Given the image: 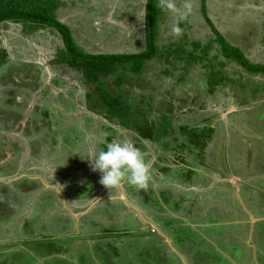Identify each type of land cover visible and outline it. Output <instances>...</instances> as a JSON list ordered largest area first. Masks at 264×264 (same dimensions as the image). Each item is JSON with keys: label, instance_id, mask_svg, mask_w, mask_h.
<instances>
[{"label": "rangeland", "instance_id": "obj_1", "mask_svg": "<svg viewBox=\"0 0 264 264\" xmlns=\"http://www.w3.org/2000/svg\"><path fill=\"white\" fill-rule=\"evenodd\" d=\"M147 1L61 0V9L57 11V16L70 28L77 43L86 52L106 55L132 54L142 52L146 48ZM190 2L192 11L180 22L182 32L177 37L172 32L176 18L160 7V0H155V8L151 13L156 20L154 28L156 55L147 62L143 74L124 73V83L120 88L130 102L140 104L137 109H142L146 105L151 108V111L145 112L149 123L158 125L154 131L155 137L161 140L163 137L164 141H167L164 143H170L168 146L173 151H177L176 143L184 145V149L186 144H189V148L186 149L192 152L189 157L193 158L194 155L193 161L197 164L199 176L193 179L190 187L175 181L174 177L186 176L176 170L171 173L169 183L160 182L154 186V189H166L167 193L174 191L172 193L174 197L183 196L182 213L184 214L186 209L191 210V213L184 217L179 216V220L187 218V222L198 224L199 227L196 229L211 241V244L201 241V246L191 251L194 253L193 258L199 259V264H261V257L264 256V167L263 162L260 163L261 166L257 164L259 162L255 157L259 155L264 158V74H251L235 62L227 63L224 55L219 54L222 48L214 40L213 31L209 28L217 29L230 43L236 40L239 34L244 33L246 45L249 47L244 51L245 56L250 62L264 65V0H206L205 3L202 0H190ZM176 3L182 6L184 0H176ZM61 46L59 35L51 28L28 32L20 24L0 25V58L3 54L6 56L5 64L0 67V76L8 70L11 74L12 67L19 69L24 66L28 74L23 72L13 77L18 82L19 80L25 82V78L28 77L31 83L39 86L31 91L28 86L25 87L26 84L20 88L16 84L5 85L0 81V120L5 119L4 122L0 121V147L4 149V153H12L13 156L20 147V152L23 153L29 148L30 143L49 136L48 132L43 130L26 137L23 130L19 129V124L26 123L27 118H36L35 113L29 111L34 104L47 103L60 108L62 106L66 108L68 105L74 107L63 112L60 109L61 113H56V119L61 118L57 130L62 132L69 127L68 130L71 131V127L79 129L81 124L85 123L88 127L87 135L80 144L87 153V158L93 154L91 139L95 140L100 134L105 136L100 130V123H106L107 120L100 115L93 116L94 121L91 123L85 119V115H91L89 114L91 111L97 114L101 111L93 108L94 99L91 100L86 95L90 86L85 84L75 71L49 63ZM214 56L216 58H213ZM192 58L198 62H193ZM201 63L208 65L202 66ZM182 77H185L186 81H183ZM114 81L115 77L109 79L111 84ZM14 88L20 91V95L13 92ZM43 93L47 94L43 96ZM11 97L18 99L20 105L12 103L8 109L2 108L3 105H8ZM142 101L144 105H141ZM24 103L29 105L27 109L23 108ZM240 103L244 105L240 107ZM10 110L17 112L15 114L18 119L9 124L7 120L10 121L12 118ZM160 112L171 121L172 126L162 119ZM182 125L190 128L212 126L215 133L210 141H207V145L201 148L198 143H194L193 136L181 134L178 127ZM117 128L119 133L116 134V139L133 141V131L118 126ZM109 131L113 135L117 133L114 129ZM160 139L158 140L161 141ZM158 145L154 141L150 145L149 153L152 157L150 160L146 159L149 165L160 155L158 150L164 149V146L159 148ZM1 149L0 158H3ZM44 152V156L48 158L38 156L33 161L27 157L21 159L20 153L18 156L14 155L16 157L13 166H17L18 171L11 176L0 178V197L13 210L12 217L7 219L8 225L7 222L3 225L0 223V237L3 243H7L6 248L4 245L0 246V264H69L67 260L72 264H111L112 258L106 256L111 253L108 247L92 245L93 241L89 237L76 236L72 233L74 231H71L73 238L65 244L69 249L67 260L58 256L47 260L42 257L55 249V242L47 237L54 235L56 241H59V237L63 236L59 226L53 224L57 222V218L63 217L66 211L59 197L51 199L48 203L45 199L40 200L42 192L24 196L18 190L19 185H23L19 183L22 177L37 176L39 161H42L43 181L59 189L56 182V173L59 170L58 162L55 160L57 156L49 155L47 150ZM198 154L201 157H197ZM246 156H249L248 167L245 165L247 160L243 159ZM153 166L154 164L151 165L152 168ZM85 171L89 176H94L97 182L100 181V173L94 172L92 167L81 168L80 172L76 173L81 174ZM66 179L74 182L81 178L66 174ZM99 185L101 190H98L99 197H109V194L104 193L105 190L102 192L105 187ZM123 186L125 187L124 184ZM147 187L153 186L148 183ZM26 188L30 187L23 189ZM116 189H111L112 192L115 191L111 195H119L120 192ZM59 191L68 201L64 191ZM127 194L123 192L120 198L122 202L134 200ZM164 195L169 197L168 194ZM95 196L98 194L93 198ZM156 197V194L148 192V198L152 201ZM93 198L92 200H95ZM52 201H55L56 205L52 206ZM130 203L133 209L120 211V221L127 213L131 216L138 214L144 218L139 199ZM40 206L43 208L39 209ZM87 211L90 213L92 210ZM30 221H33L31 226ZM210 221L221 224V227L206 230L205 227L208 226L205 225ZM25 225L26 231L23 234L22 227ZM55 229L56 232L53 234L51 231ZM132 229H136L132 237L136 240L133 242L129 240L131 251L128 249L129 246L123 248L122 243L126 239L122 240L119 246L120 253H116L119 258L117 255L114 263L118 261L119 264L140 262L143 264L142 258L159 262L153 253L132 252L134 248L148 251L151 249L148 242L140 239L146 234L142 232L140 233L142 236L137 235L138 226ZM86 230L93 234L94 225L89 223L87 229L81 228L79 232L85 233ZM239 235L244 240L239 242ZM19 236L22 239L40 237V242L28 241L27 238L28 242L22 243L17 239ZM66 238L67 236L64 240ZM197 239L196 237L195 240ZM20 246L23 247L22 251Z\"/></svg>", "mask_w": 264, "mask_h": 264}, {"label": "trees", "instance_id": "obj_2", "mask_svg": "<svg viewBox=\"0 0 264 264\" xmlns=\"http://www.w3.org/2000/svg\"><path fill=\"white\" fill-rule=\"evenodd\" d=\"M202 1L203 3L206 2V0H202ZM154 2L155 0L147 1L148 12H146L145 14V16L147 17L145 22L147 28V30L145 31L146 48L142 52L132 53V54L106 55V54H90L89 52H86L83 48L79 46L70 28L66 24L62 23V21L57 16V11L61 9V0H0V25L5 26L8 23L20 24L21 27L24 30H28V32H34L36 30L46 29V28H51L55 30L61 39L62 46L56 50L53 59L49 62L50 65L65 66L75 71L79 75V77L83 80V82L88 86H90V90L86 92V95L91 100L92 98L94 99L93 108L101 110L100 113L98 114L93 113L92 111L91 112L92 114L100 115L105 120H107V123H103L100 128L102 133L106 135L107 142H111L112 139H116V134L119 133L117 132L118 129L109 126V124L118 125L119 127L129 129L136 134L133 137V140L136 143H140V145H136V147L140 148V150L144 152L146 151V148L142 144V140H148L150 142L157 141L158 143L161 144H163L164 141L161 140L159 137H155L154 131L156 129V126L158 125H155L153 123L151 125V123H149L148 118L146 117V112L151 111V108L146 107L147 106L146 105L142 109H137V107L140 104L135 105V103L130 102V100H128V98L125 96L124 92H122L120 86L123 85L124 83V77H123L124 73L131 72L134 73L135 75L143 74V72L146 71L147 62H149L156 55V32L154 31V28L156 26L155 23L156 20L152 17V13L155 8ZM211 29L213 31L212 33L214 35V40L218 42L222 48L220 49L219 54L221 56L224 55V60L227 63L235 62L238 66L242 67L251 74H256V75L264 74V65L250 62L248 58L245 56L244 50L240 47L241 44L240 45L238 44L237 42L238 39H236L237 41L234 40L233 42L230 43L226 38L222 36V34H220L213 27H211ZM263 43H264V39H263ZM5 58H6L5 54H3V56H1L0 58V67L5 64L4 63V60H6ZM188 60H190V58ZM192 61L195 62L196 60L192 58ZM23 72L25 74H28L27 68L24 66L20 67L19 69L12 67L11 74H10V70L3 73L0 76V81L4 82L5 85L16 84V86L20 88L22 87V85L26 84L25 87L28 86L31 91L36 90L37 87L39 86L36 83H31L30 78L28 77L25 78L26 79L25 82H20V80L18 79L19 80L18 82L13 77V75L16 74L18 75ZM111 77H115V81L112 84L109 82V79ZM181 79L183 81H186L185 77H182ZM4 92L5 91H3V93ZM13 92L20 95V91H18L16 88L13 89ZM45 94L47 93H43V96H45ZM255 97L256 95L253 96V98ZM17 102L18 100L15 99V97H11L9 99L8 105H3L2 108L8 109L10 108L9 105H11L12 103H15L16 105H20V103ZM141 105H144L143 101ZM242 105L244 104L240 103V107ZM26 107H29V105L24 103L23 108L27 109ZM66 108L74 109L72 105H68L66 106ZM134 108H136L137 110H133ZM54 109L56 108H54L52 105L47 103L34 104L29 111L35 113L34 115L36 116V118H27L25 127L19 125V129L23 130L22 132L26 137H30L32 135L38 134L43 130L48 132L49 134V136H47L48 138H46L45 136L44 138H39L33 143H30L29 144L30 152L31 149H33L34 151L38 147L44 148V146H47L49 143L50 146L57 144L58 142L57 135L58 133H61V131L59 132L57 130L59 128L58 126L61 118L59 120L56 119L55 117L56 110ZM161 110L162 109H160V111ZM9 112H10V116H12V118H10V121H15L18 119V116L16 115L17 112L12 110H10ZM57 113H61V112L58 111ZM159 114L163 116L162 119H164L165 122H167L170 126H172L171 121L166 119V117L161 112ZM85 118H87L86 120L89 123L94 121L93 116L90 117V115L88 116L85 115ZM4 120L1 119L0 121L4 122ZM7 121L10 122L9 120ZM84 128L86 129L88 128L86 124L84 125ZM113 129L116 130L117 132L114 133L115 135L109 133L110 132L109 130H113ZM180 132L181 134L186 136H193L194 143H198L199 146L203 148L207 145L208 143L207 141L208 140L210 141V139L214 135L215 128L207 125L201 128L196 126L190 128V126L183 125L180 126ZM162 136H164V134ZM158 139H160L161 141H159ZM176 141L177 139H175V143ZM168 145H170V143H166L165 146L163 144L166 150L167 149L170 150L169 152L173 151ZM176 145L178 146L176 148L177 154H174L175 153L174 152L173 153L174 157L184 163H189L186 162V160L189 158V156L192 153L191 151L186 150L189 148V144H186V149H184V145L181 146V144H177V143ZM72 151L73 149H71V152ZM25 152L26 150L23 151L24 154ZM4 156H6L5 153ZM196 156L201 157L200 154ZM10 157H12V155ZM68 157H70V153H68ZM248 157L249 156H246V158L243 159L247 160ZM255 158H257V162H259L257 164L261 166L260 163L263 162L262 167H264V158L259 157V155L256 156ZM64 165L66 168L68 163L64 162ZM245 165L248 167L249 160L246 161ZM159 169L162 171V173H165L167 176L171 175V173L173 172V170L170 167H160ZM187 172H188L187 175L189 176L193 174V172L191 171H187ZM64 178L66 179V176ZM89 180H91V184H92L95 181V177H90ZM71 185L72 184H70V186ZM70 188H72V186L69 187V189ZM81 188L82 189H80L79 191L77 190L74 193L68 192L67 193L68 196H74V195L84 194L85 192H89L88 187H86L85 185L82 186ZM154 202H157L156 199H154ZM54 247H55L54 249L55 251L53 252L55 253H47V254L49 256H54V257L58 256L61 258H66L67 260L66 257L67 253L64 251V249H62V247L60 248L58 244H55ZM113 260L114 259L112 258L111 264H119L118 261L114 263L115 261ZM66 262L72 264L69 260H67ZM144 264H146L145 261Z\"/></svg>", "mask_w": 264, "mask_h": 264}, {"label": "crops", "instance_id": "obj_3", "mask_svg": "<svg viewBox=\"0 0 264 264\" xmlns=\"http://www.w3.org/2000/svg\"><path fill=\"white\" fill-rule=\"evenodd\" d=\"M209 29L212 30L211 27ZM242 35L243 34H239L238 37L236 38L238 39V41L237 40L236 41L238 42L239 45L241 44L240 47L244 51H246L248 50L249 47L246 45L245 40L242 41V37H243ZM213 58H216V57L214 56ZM195 62H198V60ZM201 65L207 66L208 64L203 65V63H201ZM62 108H63L61 109L62 112L67 110V108L63 106ZM55 112L57 113L58 110H56ZM89 114H91L92 116H95L94 114H92V112ZM112 126L118 129L117 128L118 125H112ZM179 128L180 127H178V129ZM133 135L135 136L136 134L133 133ZM162 140L164 141L165 139L162 138ZM145 141L147 142L148 140H142V144L146 148ZM164 142H167V141H164ZM147 143L151 145L152 142L149 141ZM154 143L159 144L158 145L159 148L162 145L161 143H158L157 141H154ZM165 144L166 143H164V146ZM158 151L160 155L157 157V159H154V161H152L153 164H156L159 168L160 167H170L172 170H176L178 172L184 173L186 175L185 178L174 177V179L175 181L176 180L179 181L182 185L190 187L191 184H193L192 183L194 181L193 179L199 176L198 174L199 170L196 168L197 164L196 163L194 164V161H193L195 160L194 156L193 158L189 157L186 160V162H189V163H184L174 157L173 153L175 152L174 154H177V151L169 152L170 150L168 149L166 150L165 147L164 149H159ZM68 153H70V157H68ZM68 153L67 154L63 153L64 155L62 156L61 160L62 162L69 163L67 168L69 169L70 172L68 173L66 171L67 168L65 169V167H61V166H59L58 172L60 171L61 173V171H65L67 174H71L75 176L76 172L72 171V169L74 168L84 169L86 167H92L90 159H89L92 156H90L89 158L85 156L80 157L79 154L81 155L82 151H79V154H76L75 156L73 155V152H68ZM11 155L12 153H10V156ZM41 156L43 158H48L44 155H41ZM25 158H23V160ZM29 158L31 159V157ZM39 163H41V165L39 168H37L39 170V172L37 173V176L34 175V177H26V176L24 177V180L27 182L22 183L23 185L21 187L24 188V187L29 186L30 188L22 189L23 191L22 193H25V195H27L30 193L36 194V193L42 192V194L39 197L40 200L45 199V201H47L48 203L51 199H55V197L57 198L59 197L61 199L62 205L64 206V211L66 212L63 213L64 214L63 217L57 218L56 220L57 222L53 225L54 226L58 225L59 227H62L61 234L63 236L59 237V241H56L55 237H53L54 235L52 237L48 236L47 238L48 239L51 238V240L54 241L55 244H58L60 248L62 247V249H64L66 253L69 252V249L66 248L65 244L66 242L68 243L70 241V238L71 239L73 238L71 231H74L72 233L76 236L83 235L82 237H89L90 240L93 241L92 245L96 244V246L102 245L104 247H108V250H110L111 253L107 254L106 256L108 258H114L115 260L116 256L118 255L116 253H120L119 246L122 240L126 239V241L122 243L123 248H125V246L126 248H128L129 246L128 249L131 251V243H130L131 241L129 240H132V242L136 240L135 238H132L134 232L136 231V229L134 230L132 229V227L137 228V226L139 227V232L136 234L140 235V233L144 232L143 234H146V235L145 236L143 235L144 237H141L140 239H143L145 242H148L151 246V249H149L148 251V250L134 248L132 252L133 253H153L154 258L159 260V262H152V261H148V258H146L145 260L144 258H142L143 260L141 259V261L142 262L145 261L146 264H199L198 263L199 259L198 260H196V258L194 259L193 258L194 253H191V251L194 249L197 250V248L200 247L202 244L201 241H206L211 244V241H209V238L201 234L200 230L196 229V227H199L198 224L187 222L186 221L187 218L185 220L184 218H182V220H179L180 217H182V215L184 217V215H187V214L190 215L191 213V210L188 211V209L184 211V214L182 213V210H183L182 203L184 202L183 196L177 195L176 197H174L172 194L174 193V191H170L169 193H167L166 189L165 190H162L160 188L154 189L155 183H160V182L169 183V181L171 180V175L167 176L165 173H162V171L159 168H157L155 173H153L152 175L153 177L157 176L156 178L157 180H154L149 183L153 187H147L145 189H141V192L132 193L130 191L131 186L125 183L124 184L125 187L122 185L119 189L117 188L120 192L118 196L111 195L115 193V191L112 192L111 189L106 191L107 188L106 189L104 188L102 189V192L105 190L104 193L109 194L108 195L109 197H99L98 190L100 189L99 188L100 182H97V180L95 179V181L91 184V180H89V178L94 177V176H89V174L86 171L81 172L82 175L79 174L81 176L77 175V177H80L81 179L76 180L74 182H71L70 179L69 180L65 179L64 181L62 180L60 181L58 180L57 173H56V178H57L56 182L59 184V189H57V187L49 186L43 181V179L41 178L42 176H44L43 168L41 167L42 161H39ZM187 171H191L193 172V174L189 176L187 175L188 174ZM29 183H33V184L30 185ZM70 184H72L71 185L72 188L69 189V187H71ZM84 185L88 187L89 192H85L84 194H79V195H74V196H68L67 194L68 192L74 193L77 190L79 191L80 189H82L81 187ZM59 190L64 191L65 197L68 199V201L70 200L71 202L66 201L63 195H61L62 193H60ZM122 191L123 192L125 191V193H128L127 195L131 196L134 200L139 199L141 203V207H142L141 210L144 213V218L138 214L137 216L135 215L131 216L127 213V215L125 214V216L122 218L121 221L119 220V212L120 211L123 212L125 209L127 210L129 208L133 209V206L131 205L130 202L134 201L130 199L131 200L130 202H126V201L122 202L123 200H120V198H122L123 196ZM149 191L152 194H156L157 197L155 199L157 202H154L148 198ZM97 194L98 196H95V198H93V196ZM164 194H168L169 197ZM92 198L95 200H92ZM99 199L101 200L98 201ZM52 202H53L51 204L52 206L56 205L54 204L55 201H52ZM42 208H43L42 206L39 207V209H42ZM87 209L89 211L90 210L92 211L89 213ZM54 218L56 219V217ZM251 219H252V216H251ZM89 223L94 225V233L91 234L89 230H86L85 233H82V232L80 233L79 229L81 228L87 229V226L89 225ZM243 223L244 221H242V225ZM209 224L211 225V227H209L210 226ZM209 224L205 225V226H208V228L205 227L206 230L214 229L215 227H221V224H217V222L210 221ZM24 227H26V225ZM55 231L56 229L51 232L54 234ZM36 235L39 236V234H36ZM65 236H67L66 240H64ZM239 236L240 237H238V239L240 241L244 240L243 237H241V235ZM196 237L198 238L197 240H195ZM17 239H19V237ZM39 239L32 237L31 240H28V241L40 242ZM86 240L87 239H85V241ZM26 241L27 239L23 240L22 243H26ZM19 248L21 251L23 250L22 246H20ZM53 251L55 250H51L50 253H55ZM221 254L225 259L229 260V258H226V256L223 253ZM42 257H44L47 260V259L52 258L53 256H49L47 253H45V255H43ZM256 257L257 256L255 255L254 259H256ZM118 258H119V255H118ZM129 261H127V263ZM140 264L142 263L140 262ZM261 264H264V256L261 257Z\"/></svg>", "mask_w": 264, "mask_h": 264}, {"label": "clouds", "instance_id": "obj_4", "mask_svg": "<svg viewBox=\"0 0 264 264\" xmlns=\"http://www.w3.org/2000/svg\"><path fill=\"white\" fill-rule=\"evenodd\" d=\"M160 7L166 9L176 18L172 32L177 37L182 29L179 24L192 11L190 0H184L178 6L176 0H160ZM98 151L89 158L94 172L100 173V184L107 189H115L127 183L139 189H145L152 179L150 165L145 159V154L136 147L132 140L112 139L107 142V137L101 135L97 139Z\"/></svg>", "mask_w": 264, "mask_h": 264}, {"label": "flooded vegetation", "instance_id": "obj_5", "mask_svg": "<svg viewBox=\"0 0 264 264\" xmlns=\"http://www.w3.org/2000/svg\"><path fill=\"white\" fill-rule=\"evenodd\" d=\"M243 37H242V41H244L245 40V34L243 33V35H242ZM246 41V40H245ZM18 100V99H17ZM54 108H56V109H54V110H58V111H60V109H63L62 107L60 108V107H54ZM86 119V118H85ZM12 121H10V122H8L9 124L11 123ZM21 124H22V126L23 127H25V125H26V123H22L21 122ZM21 124H19V125H21ZM101 125L103 124V123H100ZM84 125H85V123H83V124H81V126H80V128L78 129L77 127H71V131H69L68 129H69V127H66V129H63L62 130V132L61 133H58V135H57V144L56 145H52V146H50V143L47 145V146H44V148L42 147H38L37 149H35L34 151H33V149H31V152H30V149L29 148H27V150H26V152H25V154L24 153H21L20 152V150H21V148H20V150H19V152H15V154H16V156H18L19 154L18 153H20L21 155H20V158L21 159H23V158H25V157H27L28 156V158H29V156H31V160L33 161V159H35V158H37L38 156H40V158L42 157L41 155H44V151L45 150H47V152L49 153V155H53V156H57V158H55V160H56V162H58L57 164H58V168H59V166H61V167H65V165H64V162H62V156L64 155L63 153H65V154H67L68 152H71V149H73V155L75 156L76 154H79V151H82V153H81V155L79 154V156L81 157H83V156H85L86 157V152L84 151V149L81 147L82 145L80 144L85 138H86V135H87V129L85 128L84 129ZM100 128H101V126H100ZM101 130V129H100ZM69 132V133H68ZM101 136V135H100ZM106 136V135H105ZM132 137H134V135L132 136ZM46 138H48L47 136H46ZM96 139H98V137L97 138H95V140H93V139H91V143H92V148H94L92 151H93V153L95 152V151H98V149H99V146H98V144H97V140ZM133 139V138H132ZM133 142L135 143V145H139V143H136L134 140H133ZM147 142H149V141H147ZM146 141H145V144H146V151H144V154H145V159H151V157H152V155H150V151L151 150H149V148H150V144L149 143H147ZM15 145V144H14ZM39 149V150H38ZM2 150V152H1V154L2 155H4V149H1ZM68 151V152H67ZM39 152H41V153H39ZM67 152V153H66ZM6 154V156H3V158L1 157L0 158V178L2 177V178H5V177H7V176H11V175H13V173H15V172H17L18 171V168H17V166H13V164L15 163V157L16 156H12V157H10L8 154L9 153H5ZM148 154V155H147ZM155 157V156H154ZM154 161V160H153ZM67 163V162H66ZM40 165H41V163H39ZM69 164V163H68ZM151 165H153V162L151 163ZM151 165H150V173H151V177H152V179L149 181V183L150 182H152V181H154V180H157L156 178H157V176L156 177H153L152 175H153V173H155V171L157 170V168L158 167H156V164H154V166H153V168L151 167ZM2 166V167H1ZM13 166V167H12ZM67 167H68V165H67ZM66 167V168H67ZM6 168L7 169H10L9 171H7L6 170ZM65 168V169H66ZM80 170L81 169H79V168H74V169H72V171H75V172H77V171H79L80 172ZM68 173L70 172L69 171V169L67 168V170H66ZM66 172L65 171H61V173H60V171L59 172H57V177H58V180H62V181H64L65 180V176H66ZM77 175H79L78 173H76V175L75 176H77ZM25 177V176H24ZM24 177H22L21 179H20V182L19 183H24V182H27V181H25L24 180ZM22 185H19V190L18 191H20L21 192V195H24L25 196V193H22L23 191H22V187H21ZM2 187H5V186H2ZM138 190V191H137ZM130 191L132 192V193H137V192H141V189H139V188H136V187H134V186H131L130 187ZM1 194V193H0ZM9 204H7L6 202H4V200L3 199H1V197H0V223L3 225V223H6L7 222V225H8V218H10V217H12V211L13 210H11V208H9V206H8ZM6 216V217H5ZM6 220V221H5ZM23 222H26V221H23ZM33 223V221H30V226H31V224ZM23 228V234H24V232L26 231V227H22ZM60 228V230H62V227H59ZM27 229H28V227H27ZM56 232V231H55ZM61 232V231H60ZM2 236V235H1ZM26 238V237H25ZM28 238V240H30V238H32V237H27ZM26 238V239H27ZM19 239L23 242V240H25V239H22V238H20V236H19ZM11 240V239H10ZM239 240V239H238ZM237 240V241H238ZM239 242H240V240H239ZM6 244L7 243H3L2 242V239H1V237H0V246H2V245H4V247L6 248ZM4 250V249H3ZM261 263V262H260Z\"/></svg>", "mask_w": 264, "mask_h": 264}]
</instances>
